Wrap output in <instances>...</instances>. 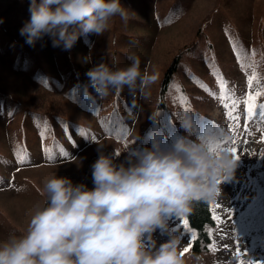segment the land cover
Listing matches in <instances>:
<instances>
[{
	"label": "rangeland",
	"instance_id": "374dc122",
	"mask_svg": "<svg viewBox=\"0 0 264 264\" xmlns=\"http://www.w3.org/2000/svg\"><path fill=\"white\" fill-rule=\"evenodd\" d=\"M29 5L0 0V242L25 232L53 174L91 189L101 151L118 154L119 164L130 143L150 147L158 137L169 145L185 134L176 121L185 112L194 120L193 138H207L215 151L235 147L239 155L234 176L210 202L222 223L206 227L207 249L192 251L198 233L183 227L185 216L169 219L187 264L194 254L203 264H264V95L252 116L243 102L249 92L264 91V0H121L126 21L117 16L102 35H79L70 50L53 47L48 36L25 43L20 29ZM129 54L139 57L141 71L159 75L147 98L127 88L103 99L85 95L89 68L101 61L111 66L113 58L126 67ZM174 59L177 69L162 97ZM221 129L225 135H212ZM153 238L159 245L168 237L158 230Z\"/></svg>",
	"mask_w": 264,
	"mask_h": 264
},
{
	"label": "clouds",
	"instance_id": "9594fccd",
	"mask_svg": "<svg viewBox=\"0 0 264 264\" xmlns=\"http://www.w3.org/2000/svg\"><path fill=\"white\" fill-rule=\"evenodd\" d=\"M29 12L20 29L25 43L34 46L48 36L53 47L64 50L79 35H102L114 17H128L121 0H30ZM127 58L126 67L113 58L111 66L101 61L89 68L85 95L103 99L127 88L130 95L147 98L159 75L141 71L138 56ZM176 121L185 134L169 145L158 137L150 147L130 143L119 164L114 162L118 154L101 151L91 166V189L53 174L42 190L44 204L25 232L0 242V264H187L182 236L169 227V219L189 214L195 202L216 200L238 159L227 150H212L207 138H193L189 113H176ZM225 134L221 129L212 135ZM158 230L168 237L159 245L153 238ZM190 259L203 264L202 255Z\"/></svg>",
	"mask_w": 264,
	"mask_h": 264
},
{
	"label": "trees",
	"instance_id": "16d2710c",
	"mask_svg": "<svg viewBox=\"0 0 264 264\" xmlns=\"http://www.w3.org/2000/svg\"><path fill=\"white\" fill-rule=\"evenodd\" d=\"M177 69L176 59L165 71L161 85V96L163 97L169 89L172 76ZM122 162H125L123 160ZM190 227L194 228L198 235L193 242L192 251L195 254H199L203 249H207V243L210 242V236L206 230L207 225L215 224L213 219L212 211L210 208V202H195L192 206V210L186 215Z\"/></svg>",
	"mask_w": 264,
	"mask_h": 264
},
{
	"label": "snow or ice",
	"instance_id": "6c2138e0",
	"mask_svg": "<svg viewBox=\"0 0 264 264\" xmlns=\"http://www.w3.org/2000/svg\"><path fill=\"white\" fill-rule=\"evenodd\" d=\"M255 79H256L255 76H251V77H249V79H248L249 87L252 86V83H253V81H254ZM176 87H177V90L179 91V86L177 85ZM224 87H225L224 83L221 82V90H222V91H223ZM213 95H215V93H213ZM262 95H264V91H256L254 94H253L252 92H249L248 95H247V97H246V99L243 101V102L246 104V106H247V113H248L249 116H252V115L255 114V109H256L257 106H258V105H257V99H258L260 96H262ZM223 100H224V97L221 96V101L223 102ZM239 102H240L239 100L233 101L234 104H238ZM225 107L227 108L228 105L226 104ZM259 107H260L261 109H264V104H260ZM226 114H227L229 117L232 116V112H231V111L227 112ZM261 116L264 117V112H261ZM226 139H228V140H232L231 137H227ZM219 143H220V142H216V146H217V147L219 146ZM211 149L214 150V151L216 150L214 147H211ZM229 151H230V152H231V153H232L237 159H239L238 150H237L235 147H231V148L229 149ZM19 159H20L21 161H23V160L25 159L24 155L21 154V155L19 156ZM214 207H215V208H219L220 205L217 204V205H215ZM213 219H214V220H217L218 222H221V223H222V218L219 217V216H217V215H215V212L213 213ZM182 223H183V227H184L185 229H188V228H189V222H188V219H187V218H184V217H183V218H182ZM194 238H195V237H194V235H193V239H194ZM212 250H213V251L216 250L214 244L212 245ZM183 251H184V252H187V251H188V248H185ZM182 254H183V253H182ZM242 264H243V262H242ZM252 264H254V262H252Z\"/></svg>",
	"mask_w": 264,
	"mask_h": 264
},
{
	"label": "bare ground",
	"instance_id": "6f19581e",
	"mask_svg": "<svg viewBox=\"0 0 264 264\" xmlns=\"http://www.w3.org/2000/svg\"><path fill=\"white\" fill-rule=\"evenodd\" d=\"M250 144V143H249Z\"/></svg>",
	"mask_w": 264,
	"mask_h": 264
}]
</instances>
